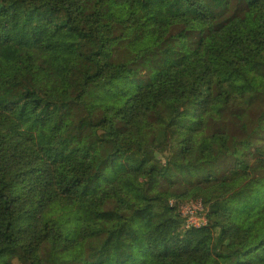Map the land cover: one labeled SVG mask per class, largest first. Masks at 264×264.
<instances>
[{
  "label": "trees",
  "instance_id": "1",
  "mask_svg": "<svg viewBox=\"0 0 264 264\" xmlns=\"http://www.w3.org/2000/svg\"><path fill=\"white\" fill-rule=\"evenodd\" d=\"M263 85L264 0H0V264H264Z\"/></svg>",
  "mask_w": 264,
  "mask_h": 264
},
{
  "label": "rangeland",
  "instance_id": "2",
  "mask_svg": "<svg viewBox=\"0 0 264 264\" xmlns=\"http://www.w3.org/2000/svg\"><path fill=\"white\" fill-rule=\"evenodd\" d=\"M262 92L264 93V85L262 87ZM232 99L233 100L231 101L230 108L231 111L234 113H241L247 108L253 109L255 112H261L264 110L263 95H260L258 97L254 96V94L252 93V87L250 86H240L239 91L235 92V94L232 96ZM167 144L168 142L165 143V146H167ZM217 146L220 147L219 142L217 143ZM199 148L200 146L195 150H193V152L190 154V158L192 161H196L197 158H199L200 155ZM166 150L167 147H165L164 151ZM156 157L163 162L159 153L156 154ZM156 164L159 165L161 163L158 161L156 162ZM195 202H202L207 204L210 210L211 204L206 203L207 201H204L200 197H195L190 202H186V203H195ZM210 222H211V218H210ZM51 260H52V256L50 255V250L46 244H43L35 249L31 263L28 264H51Z\"/></svg>",
  "mask_w": 264,
  "mask_h": 264
},
{
  "label": "built area",
  "instance_id": "3",
  "mask_svg": "<svg viewBox=\"0 0 264 264\" xmlns=\"http://www.w3.org/2000/svg\"><path fill=\"white\" fill-rule=\"evenodd\" d=\"M177 211L185 229L205 227L210 222L209 206L205 203H180L177 205Z\"/></svg>",
  "mask_w": 264,
  "mask_h": 264
}]
</instances>
